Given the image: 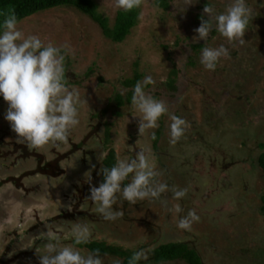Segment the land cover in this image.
Here are the masks:
<instances>
[{"label":"rangeland","instance_id":"rangeland-1","mask_svg":"<svg viewBox=\"0 0 264 264\" xmlns=\"http://www.w3.org/2000/svg\"><path fill=\"white\" fill-rule=\"evenodd\" d=\"M95 1L112 27L120 10L115 0ZM205 2L222 12L229 0L188 5L169 0L167 10L156 0H141L138 22L122 42L107 38L98 24L67 6L19 23L26 35H38L45 44L71 45L66 78L68 87L80 92V124L67 143L29 148L4 119L8 105L0 97V264H39L34 248L40 233L72 240L71 230L80 222L88 225L90 239L131 252L144 249L149 259L161 244L184 242L205 264H264V177L257 163L264 152V0H247L253 19L243 45L217 32L206 44L192 43L201 19H207ZM198 44H224L231 57L207 71L199 63L202 48H193ZM136 73L140 80L151 75L155 84L149 90L187 121L175 146L169 143L167 114L156 129L139 134L140 114L131 101L117 105L116 96L127 97L132 86L125 81ZM158 129L154 147L152 133ZM110 150L117 160L149 153L159 179L169 186L163 200L124 201L122 207L118 202L114 207L124 215L116 221L96 213L87 198L102 182L100 170ZM173 188L188 193L177 201ZM176 203L183 209L179 216L195 210L200 217L191 230L177 228L179 217L171 211ZM101 257L105 264L116 259L122 264L116 256Z\"/></svg>","mask_w":264,"mask_h":264},{"label":"clouds","instance_id":"clouds-1","mask_svg":"<svg viewBox=\"0 0 264 264\" xmlns=\"http://www.w3.org/2000/svg\"><path fill=\"white\" fill-rule=\"evenodd\" d=\"M195 0H185L186 5ZM141 0H115V7L123 12L139 8ZM207 19H201L195 29L197 36L192 43L209 39L213 32L219 33L228 42L243 45L248 24L253 19V10L247 0H229L222 12H216L207 4L203 8ZM71 55V45L67 42L59 46L45 44L38 35H26L19 27L14 10L0 11V97L7 102L4 119L16 133L20 143L29 148L58 143H67L72 129L80 124V92L69 88L66 78V59ZM231 52L221 44L217 47H202L199 63L207 71H215L221 59H229ZM155 81L151 75L132 86L131 105L140 114L139 134L156 129L158 121L168 115L169 143L175 146L185 135L187 121L170 113L167 104L158 99L149 86ZM155 139V132L152 133ZM103 182L90 188V200L95 211L106 221H116L124 215L114 206L124 201L131 205L144 200H163L162 194L169 191L167 183L161 182V172L157 170L150 154L142 150L134 157L118 159L111 167H103ZM89 181L91 175L88 173ZM129 181L125 184V181ZM173 199L179 201L186 197L188 189L173 188ZM171 211L178 215L177 228L191 230L192 224L200 217L195 210L185 216L179 203ZM22 227V225L20 226ZM73 243L64 244L59 236L49 237L40 233L43 239L44 254H40L39 264H105L101 252L94 249L82 254L77 246L90 242V229L84 222L75 223L71 230ZM39 252V249H36ZM149 259L144 249L134 251L129 264H141ZM113 264H121L119 259Z\"/></svg>","mask_w":264,"mask_h":264},{"label":"trees","instance_id":"trees-1","mask_svg":"<svg viewBox=\"0 0 264 264\" xmlns=\"http://www.w3.org/2000/svg\"><path fill=\"white\" fill-rule=\"evenodd\" d=\"M156 3L167 10L169 7V0H156ZM205 4H208L205 2ZM70 7L75 9L78 12L83 13L88 16L93 22L99 25L103 34L111 39L114 42H122L124 39L130 34L131 29L137 24L139 19L140 10L139 8L133 9L131 12H123L119 10L116 14L115 21L113 26L109 25V19L105 17L101 12L98 11V4L95 0H0V11L7 12L9 10H14L19 23L29 17H32L38 13L45 12L47 10L56 9L59 7ZM216 33V32H215ZM214 34V32H213ZM193 48L200 49L202 48L201 44L194 45ZM67 69V67H66ZM138 73L135 74L133 79H128L125 81L127 86H133L137 81L140 80ZM132 92H130L127 97H123L118 94L116 96L117 105L121 106L127 101H131ZM106 136L105 142L109 141L110 133L108 127L105 128ZM159 129L157 130L158 133ZM155 133V139H153V146L158 147L160 142L159 133ZM262 149L264 146L260 145ZM169 157V156H168ZM169 160V159H167ZM117 161L116 153L113 150H110L102 162L103 167H111ZM257 163L262 171V175L264 177V152H261L257 158ZM41 168V167H40ZM101 181L103 182V174L101 172ZM101 182V183H102ZM126 184V183H125ZM261 210L264 212V195L261 197ZM64 215L65 213H61ZM55 218V217H54ZM56 219V218H55ZM64 244H71L73 240L68 239H60ZM46 243L45 240L41 239L38 241L37 248H39V256L40 254H44L43 244ZM79 250L86 249L89 252L98 249L101 252V256L103 255H113L122 259V264H129V257H131L132 253L130 250L122 249L118 246H113L108 243L90 239V242L87 244L77 246ZM37 255V252H35ZM182 260L186 264H205L202 256L192 247L188 245V243L184 242H174L161 244L153 250L151 259L142 262L141 264H151L155 262L156 264L165 262V261H175ZM3 262V261H2Z\"/></svg>","mask_w":264,"mask_h":264}]
</instances>
